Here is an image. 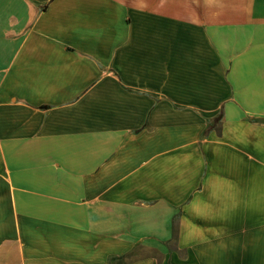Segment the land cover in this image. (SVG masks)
<instances>
[{
  "label": "crops",
  "instance_id": "obj_1",
  "mask_svg": "<svg viewBox=\"0 0 264 264\" xmlns=\"http://www.w3.org/2000/svg\"><path fill=\"white\" fill-rule=\"evenodd\" d=\"M0 264H264V0H0Z\"/></svg>",
  "mask_w": 264,
  "mask_h": 264
},
{
  "label": "trees",
  "instance_id": "obj_2",
  "mask_svg": "<svg viewBox=\"0 0 264 264\" xmlns=\"http://www.w3.org/2000/svg\"><path fill=\"white\" fill-rule=\"evenodd\" d=\"M221 117V113H217L215 116L205 119V128L201 132V137L204 136L209 130L216 127ZM174 221V218H173ZM175 232H174V223L171 228V240H174Z\"/></svg>",
  "mask_w": 264,
  "mask_h": 264
}]
</instances>
